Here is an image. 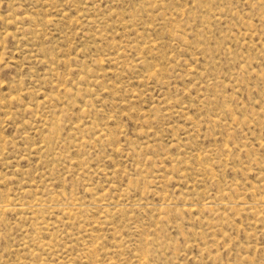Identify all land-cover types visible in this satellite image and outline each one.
<instances>
[{
    "label": "rangeland",
    "instance_id": "1",
    "mask_svg": "<svg viewBox=\"0 0 264 264\" xmlns=\"http://www.w3.org/2000/svg\"><path fill=\"white\" fill-rule=\"evenodd\" d=\"M0 264H264V0H0Z\"/></svg>",
    "mask_w": 264,
    "mask_h": 264
},
{
    "label": "bare ground",
    "instance_id": "2",
    "mask_svg": "<svg viewBox=\"0 0 264 264\" xmlns=\"http://www.w3.org/2000/svg\"><path fill=\"white\" fill-rule=\"evenodd\" d=\"M4 208V207H3Z\"/></svg>",
    "mask_w": 264,
    "mask_h": 264
}]
</instances>
